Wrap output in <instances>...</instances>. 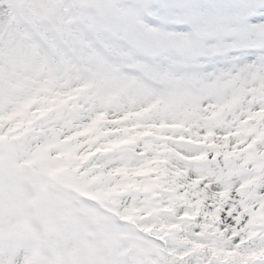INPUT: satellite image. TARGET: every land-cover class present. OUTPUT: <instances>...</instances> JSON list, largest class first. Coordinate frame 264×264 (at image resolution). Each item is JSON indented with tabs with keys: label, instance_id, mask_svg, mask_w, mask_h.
I'll return each instance as SVG.
<instances>
[{
	"label": "snow or ice",
	"instance_id": "snow-or-ice-1",
	"mask_svg": "<svg viewBox=\"0 0 264 264\" xmlns=\"http://www.w3.org/2000/svg\"><path fill=\"white\" fill-rule=\"evenodd\" d=\"M0 264H264V0H0Z\"/></svg>",
	"mask_w": 264,
	"mask_h": 264
}]
</instances>
